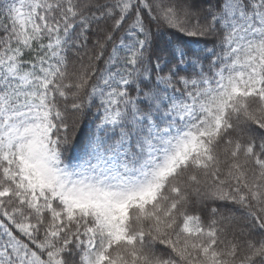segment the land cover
<instances>
[{
	"label": "snow or ice",
	"instance_id": "snow-or-ice-1",
	"mask_svg": "<svg viewBox=\"0 0 264 264\" xmlns=\"http://www.w3.org/2000/svg\"><path fill=\"white\" fill-rule=\"evenodd\" d=\"M0 264H264V0H0Z\"/></svg>",
	"mask_w": 264,
	"mask_h": 264
}]
</instances>
